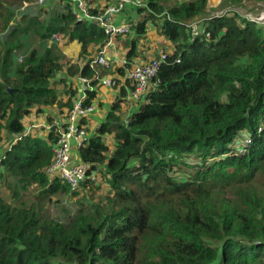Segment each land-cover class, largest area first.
I'll list each match as a JSON object with an SVG mask.
<instances>
[{"label": "trees", "instance_id": "obj_1", "mask_svg": "<svg viewBox=\"0 0 264 264\" xmlns=\"http://www.w3.org/2000/svg\"><path fill=\"white\" fill-rule=\"evenodd\" d=\"M57 1L37 14L22 6L19 19L0 2V135L7 143L21 135L0 165V186L11 190L10 202L0 194V264H264V25L236 13L209 15L207 0L127 8V61L148 24L172 52L144 97L128 103L126 89L113 87L111 102L101 103L90 63L108 38ZM91 1L96 14L109 0ZM241 1L221 0L219 8ZM247 1L264 10V0ZM198 20L200 29L189 25ZM73 42L77 62L62 51ZM59 74L63 98L52 87ZM79 75L93 87L84 104L97 100L104 110L88 143L75 149L102 174L82 188L105 183L108 195L63 222L45 209L77 191L49 181L45 168L57 138L52 121L77 98ZM32 112L52 130L25 134ZM244 134L249 143L238 154Z\"/></svg>", "mask_w": 264, "mask_h": 264}, {"label": "built area", "instance_id": "obj_2", "mask_svg": "<svg viewBox=\"0 0 264 264\" xmlns=\"http://www.w3.org/2000/svg\"><path fill=\"white\" fill-rule=\"evenodd\" d=\"M65 4H69L70 10L74 14L76 21L89 20L95 22L105 35L109 38L103 48L98 52L94 60L90 63V67L96 73V79L99 80L101 86L109 89L115 87L117 91L125 88L127 91V102L131 103L144 97L150 87V82L157 76L162 64L166 61L169 53L161 51L157 57L151 59L147 63L133 64L127 62V59L116 65V62L107 58L106 51L112 45V39L116 36H125L130 33L132 23L124 21L120 24L114 23L118 16H121L127 8H143L146 7L145 0H109L108 2L100 1L96 14H92V10L96 7L91 0H58ZM47 0H34L31 4L22 2L23 7L35 5L42 7ZM261 12V11H260ZM257 21L264 20V13H260L254 17ZM256 22L255 20H251ZM260 24V23H258ZM263 25V23H261ZM53 38L57 39L54 35ZM178 62V60H176ZM115 64V67H114ZM117 68L124 69V75L114 74L115 76H102L98 74L99 69H104L110 72ZM113 75V74H112ZM77 82L82 88V95H78L72 102V105L67 109L62 118L53 120L54 134L57 137L55 143L51 147L52 158L50 164L46 166L45 173L49 181L54 177L66 182L71 191H78L83 184H94L98 180V172L94 170L90 164L83 162H73V151L83 147L90 139V133L87 126V118L96 112V107L92 104L85 105L84 101L87 98L86 91L93 90L89 79L77 76ZM85 122H84V121ZM35 128V127H33ZM46 133L52 130V126L47 124L44 126ZM28 129L25 134L30 132ZM244 137V138H243ZM21 139V135H14L12 140L8 142L4 149L0 152V165L5 157V152L12 145ZM244 139V140H242ZM241 146L237 148L238 154H243L249 143L248 136L242 135L240 138Z\"/></svg>", "mask_w": 264, "mask_h": 264}, {"label": "rangeland", "instance_id": "obj_3", "mask_svg": "<svg viewBox=\"0 0 264 264\" xmlns=\"http://www.w3.org/2000/svg\"><path fill=\"white\" fill-rule=\"evenodd\" d=\"M51 1H52L51 2V4H52L53 0H51ZM189 1H191V0H168V1H165L163 3V5L170 8V7L179 6L181 3H187ZM0 2L2 3L3 8L5 7L9 11H13L18 19L20 18V16L22 15V12L24 11L22 8L23 4H21L22 2L20 3L19 0H0ZM220 2H221V0H207V12L209 15H211V14H213V15H221V14L225 15L228 13H236L239 17H243L245 19L257 21V19L254 17H256V15L258 16L260 13H264V10L261 11L263 9L262 3L261 4H259V3L254 4V3H249L247 0H242L237 5H231V6L224 7L223 9H220L219 8ZM54 3H56V2H54ZM31 6H32V9L30 11H27V12L29 14L30 13L37 14L38 7H36L34 4ZM42 7L46 8V5H44ZM134 12L135 11H132V13H134ZM200 20H202V19H200ZM200 20L193 21L192 23H189V25H194V26H196L197 29H200L199 25L202 24V21H200ZM121 21L123 22V20L119 18V21L117 24H119ZM257 23H260V25H262L261 23H263V25H264V20L257 21ZM99 28H101V27H99ZM57 38L60 39L59 37H57ZM117 38L118 39L121 38L118 41V43H120V44L124 43L123 41L125 39V36H116L112 39V41H114ZM126 38H128V40L130 41V39H132V36H129ZM108 39H107V41H108ZM135 40L137 42V48L140 49V52L142 54V60L144 62H148L153 57L158 56V54L161 51H163L165 53H171L172 52V45L169 42H167L164 38H162V36H159L157 29L154 26V24H148L146 32L144 34H142L141 36L136 35ZM56 43L59 44L60 43L59 40ZM138 49H137V51H138ZM112 50H113V48H110L108 51L113 53ZM116 50L117 49H115V51ZM79 51H80V48L77 49V47L76 48L72 47V49L69 50L68 56H66V58L68 60L70 59L72 61L77 62ZM127 51L128 50H124V49L122 51L117 50V54H120V53L126 54ZM96 54H97V51L95 52V57H96ZM127 62H131L133 64L140 63L138 61H127ZM114 67H115V64H114ZM99 73L102 76H113L111 72H109L107 70H103V69H99L98 74ZM60 78H61V74H59L56 77V79L52 82V87L57 89L59 95L60 96L62 95V98H63V89H64L65 85L63 83L59 82ZM103 101L109 103V101H111V99H108L105 97V98H103ZM92 105H94V103H92ZM52 111L54 113H57V110L55 108H52ZM62 116L63 115H60V118H62ZM43 118H44L43 115L37 116L34 114V112H32L29 116H27V118L24 119L26 124H30V129H31V132L33 133L32 135L42 136V134L46 133V131H45L46 129L43 126L40 129H38L40 125L36 126L37 128H33V127H35V126H33V123H35V122L37 123L38 120L43 119ZM60 118H55V120H59ZM88 119L89 118H87L86 122L88 121ZM4 135L5 136L0 137V150H2L5 143L7 142L6 134H4ZM244 135L247 136L246 134H244ZM242 140H244V139H242ZM105 141H106V143L112 142L109 139H106ZM73 162H82L78 156V153L77 152L75 153V150L73 152ZM97 176H98L97 177L98 180L101 181L102 174L98 173ZM54 178H56V177H54ZM105 185L106 184L103 183L102 186H98V188H95V189H91V188L84 189L81 187L76 192L75 195L69 194L66 196H55L53 198V202L50 205H48V207L45 209L46 217L48 219H55V220L58 219V220L64 222L67 218H69V216H73L77 212V210L81 208L82 205L84 206V205L99 203L102 201L104 202L105 197L108 195V188ZM0 194L8 202L11 201L9 199L10 194H11V190L6 185L3 184L0 186ZM83 208H85V207H83Z\"/></svg>", "mask_w": 264, "mask_h": 264}, {"label": "crops", "instance_id": "obj_4", "mask_svg": "<svg viewBox=\"0 0 264 264\" xmlns=\"http://www.w3.org/2000/svg\"><path fill=\"white\" fill-rule=\"evenodd\" d=\"M51 1V0H50ZM54 2H56V0H53ZM52 2V1H51ZM58 2V1H57ZM127 17V14H126V11L121 15V16H118L116 19H115V23H118V21H119V18L120 19H122L123 20V22L126 20L125 18ZM129 17L131 18V15H129ZM128 17V18H129ZM133 17V16H132ZM120 23H122V21L120 22ZM119 23V24H120ZM121 39V38H120ZM120 39H115L114 41H112V45H111V47H109V49L110 48H113V50H112V52L113 53H111V52H109L108 50L106 51V56H107V58H109V59H111V60H113V61H115L116 62V65H117V67H118V65L121 63V61H123L124 59H126V54H123V53H120V54H117V50H120V51H122L123 49L124 50H129L128 49V47H126V45L124 44V43H122V44H120V43H118V41L120 40ZM124 42V41H123ZM72 47H77V49L78 48H80V45L77 43V42H73L72 44H70V45H68V46H64L63 47V49H62V51H63V54L65 55V56H68V53H69V50H71L72 49ZM115 49H117L116 51H115ZM128 52V51H127ZM131 61V60H130ZM132 61H138V62H140V63H142V62H144L143 60H142V54H141V52H140V49H138V51H136V57H133L132 58ZM77 86H78V95H82L83 94V92H82V88H80V85H79V83H77ZM98 95H99V98H100V95L102 96V98H100L99 99V102H101V103H105L104 101H103V98H108V99H111L112 100V96H113V92H112V90L111 89H109V88H107V87H105V86H100V88H99V91H98ZM116 95V94H115ZM111 101H109V103H110ZM94 103V106L96 107V112L93 114V115H91L90 117H89V119H88V121H87V126H88V129L90 130V129H95L96 127H98V123H99V121L101 120V118H102V116H103V114H104V110L102 111L100 108H99V106L97 105V103H98V101L96 100V101H94L93 102ZM25 122V121H24ZM26 124V123H25ZM27 125V127H28V129H30V124H26ZM38 125H40L39 126V128L38 129H40V128H42V126L44 127L45 125H47V122H46V120L43 118V119H40V120H38V122L36 123H33V126H35V128H37L36 126H38ZM89 133H90V136H91V134H92V132L91 131H89ZM1 136H5L4 134H1L0 135V137ZM8 136V135H7ZM7 144V142L5 143V145ZM5 145H4V147H5ZM4 147L2 148V150L4 149ZM2 150H0V152L2 151Z\"/></svg>", "mask_w": 264, "mask_h": 264}, {"label": "water", "instance_id": "obj_5", "mask_svg": "<svg viewBox=\"0 0 264 264\" xmlns=\"http://www.w3.org/2000/svg\"><path fill=\"white\" fill-rule=\"evenodd\" d=\"M9 92H12V89H9Z\"/></svg>", "mask_w": 264, "mask_h": 264}, {"label": "clouds", "instance_id": "obj_6", "mask_svg": "<svg viewBox=\"0 0 264 264\" xmlns=\"http://www.w3.org/2000/svg\"><path fill=\"white\" fill-rule=\"evenodd\" d=\"M261 11H263V10H261Z\"/></svg>", "mask_w": 264, "mask_h": 264}]
</instances>
